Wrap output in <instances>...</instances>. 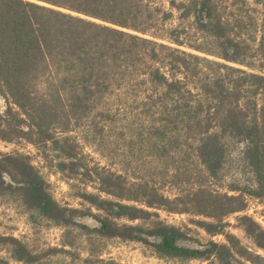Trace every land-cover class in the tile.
<instances>
[{"label":"trees","instance_id":"16d2710c","mask_svg":"<svg viewBox=\"0 0 264 264\" xmlns=\"http://www.w3.org/2000/svg\"><path fill=\"white\" fill-rule=\"evenodd\" d=\"M257 1L264 8V0ZM174 11L181 21L191 20L195 33L211 46L185 43L183 23L167 26ZM237 25L224 19L215 0H168L167 6L161 0H0V95L6 101L1 140L50 143L60 155L58 169L88 175L67 149L69 137L57 132L66 133L111 104H134L149 118L161 151L179 149L177 139L193 140L187 150L210 182L220 179L231 141L244 143L254 179V187H233L236 194L203 184L170 199L147 179L128 180L96 168L106 197L80 194L101 212L82 213L90 227L75 221L78 210L56 201L28 156L3 153L0 196L16 197L31 217L141 242L160 258L215 256L221 264H259L262 257L226 232L224 221L246 210L247 195L264 201V38L256 45L262 60L257 66ZM157 209L203 216L209 220L195 224L210 235L223 234L227 243H201L162 220ZM237 220L264 250L261 225L247 214ZM0 242L10 246L12 259L37 262L20 240L0 235Z\"/></svg>","mask_w":264,"mask_h":264},{"label":"rangeland","instance_id":"374dc122","mask_svg":"<svg viewBox=\"0 0 264 264\" xmlns=\"http://www.w3.org/2000/svg\"><path fill=\"white\" fill-rule=\"evenodd\" d=\"M167 1L161 0L165 6ZM215 2L224 19L238 24L240 38L251 48L248 58L255 65H261L260 51L256 49V45L264 38L263 6L257 0ZM180 23L186 27V32L181 35L185 43L196 42L205 47L211 46L209 40L195 33L191 20L179 19L178 12L174 11L166 22L167 26ZM182 48L205 56L204 53L186 46ZM5 109L6 101L0 95V112H4ZM147 119L149 118H146L142 110L134 104L114 103L105 111H93L66 133L57 132L60 137H69L67 149L76 154L78 162L88 169L91 178L89 174L82 172L58 169L60 155L52 149L50 143L43 147L22 138H15L12 141L0 139V154L21 153L28 156L46 180L48 190L56 201L61 206L78 210L75 221L88 223L90 227L93 223L85 219L82 213L101 212L81 198L80 194L93 193L106 197L99 191V184L95 178L96 168L121 174L128 180L147 179L170 199L177 193L203 184L228 194L237 193L233 187L241 190L254 187L251 168L244 156V143L229 142L220 179L212 183L202 174L192 152L187 150L188 144L193 142L192 139H177L181 143L180 148L165 153L159 147L162 142L155 139V134L150 133ZM246 199L247 207L244 212L225 217L224 221L228 223L225 231L235 235L250 251L259 254L263 260L258 263L264 264V250L253 243L237 220L238 215L247 214L264 229V201L249 195ZM157 212L162 220L180 227L189 237L201 243L210 240L227 243L223 234L210 235L195 224L196 220H209L203 216L189 212H169L164 209H157ZM0 235L20 240L38 256L37 262L16 261L10 255V246L0 242V261H8L9 264H221L215 256L184 261L160 258L149 246L141 242L101 236L77 224L55 225L39 217H31L19 200L8 194L0 196ZM187 243L193 244L191 240Z\"/></svg>","mask_w":264,"mask_h":264}]
</instances>
